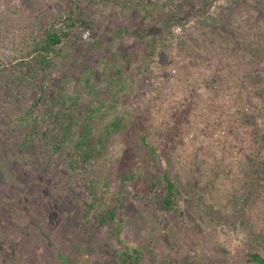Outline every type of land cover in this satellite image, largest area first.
Here are the masks:
<instances>
[{"label": "rangeland", "instance_id": "1", "mask_svg": "<svg viewBox=\"0 0 264 264\" xmlns=\"http://www.w3.org/2000/svg\"><path fill=\"white\" fill-rule=\"evenodd\" d=\"M80 1L93 39L71 32L53 66L32 78L17 61L71 7L0 0V264L264 258V217L241 209L252 189L264 191V95L218 46L196 43L209 28L233 30L228 11H248L253 0H146L148 12L131 0ZM63 101L77 102L73 110L97 132L115 118L125 129L79 161L73 144L58 147L51 110ZM154 173L170 174L180 189L169 211L159 205L165 181L139 195Z\"/></svg>", "mask_w": 264, "mask_h": 264}, {"label": "trees", "instance_id": "2", "mask_svg": "<svg viewBox=\"0 0 264 264\" xmlns=\"http://www.w3.org/2000/svg\"><path fill=\"white\" fill-rule=\"evenodd\" d=\"M64 1L71 7L70 14H68L67 17L58 15V18H55L54 26L44 29L38 40L33 43L28 57L24 58L22 56L23 58L17 61V66L20 67L22 72L24 69L32 67V70L28 72V75L32 78L37 77L40 72L47 71L53 66V55L59 52V46L64 39L71 37V32H75L81 28L82 31L80 36H84L89 40L94 37V21L87 19L88 16L81 7V1ZM93 1L99 2V0ZM144 1L146 2V0H131L129 7L133 6L134 9H140L139 6H142V8L148 12L147 5H145ZM169 2L174 3V0L164 1V6L167 7ZM238 3L240 6L242 5V1L240 2L238 0ZM253 3V7L249 4L248 11H246V8L241 9L238 14L233 8L228 11V17L224 19L226 20L225 24L229 22L233 30L227 25H224L225 28L223 29L220 26L209 28V30H206L209 36L206 38L202 37L200 41L196 40V43L205 47L204 39H207L206 42L208 44L218 46L229 56L230 64L240 67L244 77L248 79V83L257 89L261 95H264V0H253ZM243 4H245V2H243ZM251 10H253V12ZM77 11L79 13L77 17H75ZM229 14H232V16L237 14L235 15L236 17H233L235 20H232ZM39 86V97L41 98L44 92V86ZM40 98L37 99L38 103ZM76 105L77 102H74L73 106L70 107L67 105L66 101H63L57 105L62 106V108L51 110L56 117V121L60 124L58 128L59 134H56V139L59 140L58 147L66 146L69 149L73 144V148L71 149L74 157L78 158L79 161L88 163L94 156L101 154V151L106 146V140L109 137L114 133L124 131L125 123L121 118L112 120L106 119L102 122L104 125L101 127L102 129L97 132L96 129L98 126H96L92 118L76 114L73 110ZM35 106H37L36 103ZM262 179L263 177L260 175L254 177V181L259 186L262 185ZM162 181H165L166 193L159 205L162 209L169 211L175 203L176 194L180 191L177 183L170 174L165 173L161 175L154 173L142 178L141 183L144 184V186L140 188L139 195H149L150 192L158 188ZM254 185L255 183L253 186ZM246 195L247 205L243 206L241 209L245 211L250 207L251 211L255 212L257 217H264V191L259 192L258 189H252ZM256 198L259 199V203L263 204L262 206L255 202ZM110 218L111 220L114 218L113 213ZM261 237V240L264 241V234H262ZM124 256L125 258L122 259L124 264H130L129 258L133 255L126 254ZM134 260L138 261L139 255H136ZM250 261L255 264H264V258L259 254L252 255Z\"/></svg>", "mask_w": 264, "mask_h": 264}]
</instances>
